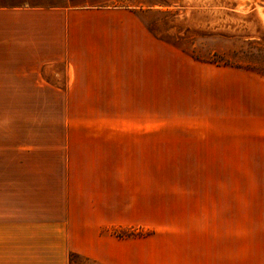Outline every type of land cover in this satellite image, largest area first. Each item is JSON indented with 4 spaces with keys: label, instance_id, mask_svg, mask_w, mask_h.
Instances as JSON below:
<instances>
[{
    "label": "crops",
    "instance_id": "crops-1",
    "mask_svg": "<svg viewBox=\"0 0 264 264\" xmlns=\"http://www.w3.org/2000/svg\"><path fill=\"white\" fill-rule=\"evenodd\" d=\"M147 16L132 0H0V264H70L71 253L99 264H264L257 173L144 176L159 210L149 220L144 195L139 222L156 233L105 232L133 222L131 176L117 174L116 149L159 126L77 118L113 116L115 102L159 101V40ZM192 67L177 63L174 101L195 96ZM220 89L228 101V84ZM188 128L206 140L209 130Z\"/></svg>",
    "mask_w": 264,
    "mask_h": 264
},
{
    "label": "rangeland",
    "instance_id": "rangeland-1",
    "mask_svg": "<svg viewBox=\"0 0 264 264\" xmlns=\"http://www.w3.org/2000/svg\"><path fill=\"white\" fill-rule=\"evenodd\" d=\"M132 2L146 5L145 24L159 40V85L165 86L159 89V101L115 102L110 110L113 116L77 118L85 124L146 125L149 130L159 126V134H147V141L133 139L130 149H116V172L131 176L125 183L133 204L132 223L105 230L118 240H137L156 233L151 223L139 222L145 196L149 220H155L159 210V191L149 186V192H144V176L223 172L257 173L261 182L264 179V0ZM183 61L193 64L196 92L192 100L179 102L171 98V82L177 63ZM234 79L240 92L236 111L232 108L237 86H232ZM222 82L228 84L229 92L228 101L220 103ZM102 109L107 112L106 107ZM177 125L182 130L189 125L206 128V140L204 135L199 139L201 134L177 132ZM175 137L180 141L175 142ZM120 183L117 181V186ZM72 264L99 263L80 256Z\"/></svg>",
    "mask_w": 264,
    "mask_h": 264
},
{
    "label": "trees",
    "instance_id": "trees-1",
    "mask_svg": "<svg viewBox=\"0 0 264 264\" xmlns=\"http://www.w3.org/2000/svg\"><path fill=\"white\" fill-rule=\"evenodd\" d=\"M78 257H80V256L77 255V254L71 253V254L69 255L70 263L72 264V260H73L74 258H78Z\"/></svg>",
    "mask_w": 264,
    "mask_h": 264
}]
</instances>
